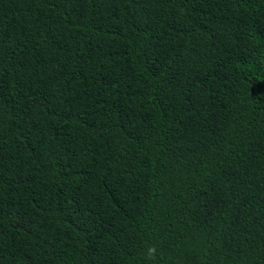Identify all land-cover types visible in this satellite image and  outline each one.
<instances>
[{"label":"trees","instance_id":"16d2710c","mask_svg":"<svg viewBox=\"0 0 264 264\" xmlns=\"http://www.w3.org/2000/svg\"><path fill=\"white\" fill-rule=\"evenodd\" d=\"M0 264H264V0H0Z\"/></svg>","mask_w":264,"mask_h":264},{"label":"clouds","instance_id":"9594fccd","mask_svg":"<svg viewBox=\"0 0 264 264\" xmlns=\"http://www.w3.org/2000/svg\"><path fill=\"white\" fill-rule=\"evenodd\" d=\"M157 255V249L155 246L149 247L146 253V258L147 259H152L154 260Z\"/></svg>","mask_w":264,"mask_h":264}]
</instances>
